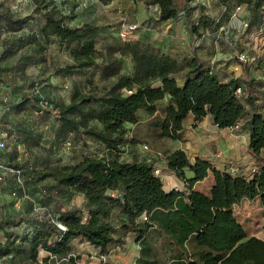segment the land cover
I'll return each mask as SVG.
<instances>
[{
  "label": "trees",
  "instance_id": "trees-1",
  "mask_svg": "<svg viewBox=\"0 0 264 264\" xmlns=\"http://www.w3.org/2000/svg\"><path fill=\"white\" fill-rule=\"evenodd\" d=\"M136 1L157 6L159 21H177L182 10L175 6L174 0ZM261 1L254 0L252 14ZM218 2L223 5L234 2L240 7L247 0ZM35 11L43 14L40 36L46 43L51 39L56 41L72 59V63L55 68L56 74L88 69L99 59L101 79L114 78L104 95L74 90L67 104L56 107V139L77 133L101 143L105 154L37 172L27 167L31 178H52L59 186L81 195L84 203L77 212H66L57 219L65 231L46 220H34L28 224L34 228L27 245L23 239L18 242V238L4 233L0 258L7 264H26L22 260L26 255L30 262H36L40 248L47 253L46 259L52 256L59 260L70 254L74 238L85 240L98 248L101 255H106L114 233L120 229L122 233L133 234L138 246L135 264H264V240L247 237L233 213V207L242 200H257L264 213V113L260 112L261 105L255 102V97L247 93L243 101L242 96L236 94V89L240 88L236 81L222 83L213 68L195 55L176 60L162 54L153 43L134 51H127L120 43L98 50V26L70 25L74 15L62 13L52 1L38 5ZM208 22V19H200L190 31L206 28ZM124 56L128 57L130 65L128 73L122 72ZM236 62L245 74V64L237 59ZM181 73L182 82L178 84L175 76ZM251 83L252 80L248 86ZM165 97L168 100L161 107L157 125L161 137L180 140L184 133L183 122L189 117L199 121L210 115L216 129L232 128L243 122L247 133L244 153L249 157V169L232 175L215 168L205 158L196 157L191 163L184 151L176 149L165 155V165L187 191L167 192L159 176L154 174V161L137 157L123 160L120 146L131 142L126 124L136 126L139 113L155 115L158 102ZM1 159V165L20 172L22 182L23 166ZM209 174L212 183L206 192L193 189ZM11 175L17 183L15 175ZM113 210L118 211L116 222L111 221ZM7 225L12 224L0 223V230L4 231ZM46 228L51 237L42 236ZM16 230L20 229L16 227ZM64 263L75 264V259L70 257Z\"/></svg>",
  "mask_w": 264,
  "mask_h": 264
},
{
  "label": "rangeland",
  "instance_id": "rangeland-1",
  "mask_svg": "<svg viewBox=\"0 0 264 264\" xmlns=\"http://www.w3.org/2000/svg\"><path fill=\"white\" fill-rule=\"evenodd\" d=\"M49 1L56 4L66 1V6L73 9L84 7L82 3L86 2V0H0V144L3 149L0 157L2 161L5 159L23 166L22 186L14 181L10 173L0 171V223L8 221L12 224L7 225L4 231L0 230V242L5 241L4 233H8L18 238V242L23 239L27 245L34 228L28 227V224L34 220L57 221L64 213L77 212L82 206L74 191L59 186L52 178H31L27 167L37 172L50 166L73 164L84 157H102L105 154L101 143L77 133H70L64 139L55 138L56 107L67 104L74 90L102 96L114 78L101 79L102 64L99 59L95 66L71 74L54 72L55 68L72 63V59L56 41L51 39V42L46 43L39 34L43 14L41 11L36 12L35 9ZM253 3L254 0H247L235 13L237 6L234 2L223 5L218 0H197L192 6L184 9L183 18H187L184 30L191 36L203 40L216 39L222 54L234 62L248 42L247 37L258 30V27L264 28V0L255 9L254 14ZM203 18L208 19V27H198L196 31H190L192 27L196 28L198 21ZM187 31L185 33H188ZM96 47L103 50L101 40L96 42ZM251 47L253 46L250 44ZM251 52L250 58L256 57L251 63L255 62L259 68H264V59L257 58L259 52L264 53V46L251 48ZM122 60V72L128 73L130 69L128 57L124 56ZM260 99L264 104V92H261ZM161 115V107L158 106L154 118L148 119L146 114L141 113L140 122L136 126L126 124L130 129L128 138L131 142L120 146L122 150L120 156L123 160L131 157L146 160L150 156L160 159L178 147L177 141L160 136L157 125ZM241 123L239 122L237 127L218 132L221 140L225 142L223 144L225 147L216 151L220 159L226 160L228 156H235L237 159L241 156L242 150H239V147L247 141L246 131ZM90 124L99 127L95 122ZM215 154L213 153L212 158ZM226 164L225 169L232 175L243 172L238 161L231 160ZM210 181L211 174L197 185L198 189L206 192ZM22 188L26 195L24 199H21ZM17 199L21 201L19 206L15 205ZM36 208L39 210H35ZM41 208L44 210H40ZM233 213L247 237L264 240V213L257 200H242L233 207ZM118 217V214L112 216L111 221L116 222ZM16 227L22 231H17ZM41 233L43 237L45 235L51 237L48 228ZM118 235H122V230L114 233L115 238ZM122 251L120 247V253ZM100 254L99 249L81 239L76 243L73 255L76 261L83 259L87 262L90 256L98 258ZM22 260L26 264H65L59 263L56 257L46 259V254L40 248L36 262H30L26 255L22 256ZM116 260L118 264H129L133 261L131 256L128 260H123L124 262L118 257ZM0 264H7V261L0 258Z\"/></svg>",
  "mask_w": 264,
  "mask_h": 264
},
{
  "label": "crops",
  "instance_id": "crops-1",
  "mask_svg": "<svg viewBox=\"0 0 264 264\" xmlns=\"http://www.w3.org/2000/svg\"><path fill=\"white\" fill-rule=\"evenodd\" d=\"M195 1L197 0L189 2L185 0H174V4L178 9H187ZM56 5L62 13L66 12L74 15L75 18L71 21V25L89 23L98 26L99 34L97 41L101 40L102 49L109 45L120 43L127 51H134L146 43H153L159 48L162 54L176 60L195 55L204 64L213 68L222 83H227L231 80L236 81L240 87L242 100L244 101L247 93H249L250 96L255 97V102L261 105L260 112L264 113V104H262L260 99L261 92H264V68H259L258 64L255 62L251 63V60H249L247 63H244L246 73L243 74L240 65L236 61L232 62L229 60L230 57L222 54V49L218 46L216 39L203 40L202 38L191 36L187 30H184V23L187 25V18H183L182 21H159V10L157 6L147 5L142 1L136 0H107L104 2L99 0H86L84 7H75L74 9L69 5L68 8L66 1H62V3ZM133 25L136 26V29L130 30L129 28ZM258 28V30L253 31L247 37L248 42L242 48L243 50L247 49L248 55L252 53L251 48L264 46V28ZM185 31L188 33H185ZM121 35H125L124 40ZM250 44L253 47L250 48ZM253 58L255 61L256 57H252L251 59ZM257 58L264 59V53L259 52ZM175 77L177 83L180 84L182 82V73ZM250 80H252V83L248 86ZM167 100V97H165L158 102V105L164 107ZM154 116L147 115L148 119H152ZM183 127V137L180 140L174 141H177L179 144L176 149L184 151L191 163L194 162L196 157L205 158L215 168L227 171L225 169L227 167L226 162L235 160L239 162L243 172L249 169V157L244 153V147L247 141L243 142V145L239 147V150H242V154L237 159L235 156H228L226 158L227 161L219 158L216 151L224 148L225 145L223 144L225 142L221 140L222 138L219 137L218 132L229 128L216 129L213 126L210 115H205L199 121H194L189 117L183 122ZM213 153H216L215 159L212 158L214 156ZM164 158L165 156L160 159H157L156 156H150L149 159H146L154 161V166L160 169L158 176L163 183L164 190L167 192L171 190L187 191L183 182L172 171L167 169ZM200 182L196 183L193 189L201 191L197 186ZM211 183L212 181H210ZM76 197L79 198L83 205V197L81 195H77ZM117 213V210H113L112 216ZM79 240L81 239L74 238L71 241V254H74L76 243ZM113 240L106 254V264H118L117 257L123 261L125 259L128 260L130 256L133 261L129 264H135V259L138 255V246L134 241L133 234L130 232L122 233V235H118L116 238L113 237ZM120 247H122V253H120ZM94 248L98 249L96 247ZM75 264H98V258L90 256L87 262L80 259V261L75 260Z\"/></svg>",
  "mask_w": 264,
  "mask_h": 264
},
{
  "label": "built area",
  "instance_id": "built-area-1",
  "mask_svg": "<svg viewBox=\"0 0 264 264\" xmlns=\"http://www.w3.org/2000/svg\"><path fill=\"white\" fill-rule=\"evenodd\" d=\"M85 5H86V2H85V3H82V6H85ZM239 8H240V7H236L235 13H236V11H237ZM184 14H185V11H184V9H182V10L178 13V20H177V21H180V20L183 18ZM129 29H130V30L136 29V26L133 25V26H131ZM121 37H122V39L124 40L125 35H121ZM236 59H237L238 61H240V62H243V63H247L249 60H254V58L251 59V58L249 57L247 49H244L242 52H240V53L236 56ZM236 94H240V88H237V89H236ZM0 146H1V144H0ZM144 148H145V147H144ZM0 170L15 175L16 180H17V183H18L20 186H22V182H21V179H20V177H19L20 172H19L18 170H14V169H11V168H8V167H5V166H3V165H1V164H0ZM154 174L158 176V175L160 174V169L157 168V167H154ZM22 191H23V194H22V198H21V199H24V198L26 197V195H25V193H24L23 188H22ZM20 204H21L20 199H17L16 202H15V205H16V206H19ZM35 210H39V208H36ZM40 210H44V209L41 208ZM83 213H84L83 220H85V219H86V213H85V212H83ZM142 219H145V216H143ZM51 223H52L56 228H58L59 230H61V231H65V227H64L61 223H59L58 221H55V220L51 219ZM43 252L47 255V253H46L45 251H43ZM50 257H52V256H50ZM70 257H74V255L70 253V254H68L66 257L59 259L58 262H59V263H61V262H67L68 259H69ZM106 260H107L106 255H101V254H100V255L98 256V264H104V263H106Z\"/></svg>",
  "mask_w": 264,
  "mask_h": 264
}]
</instances>
